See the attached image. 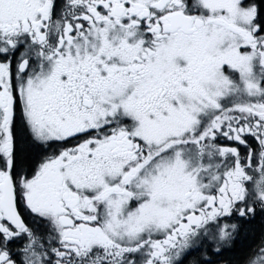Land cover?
<instances>
[{
    "label": "snow or ice",
    "instance_id": "snow-or-ice-1",
    "mask_svg": "<svg viewBox=\"0 0 264 264\" xmlns=\"http://www.w3.org/2000/svg\"><path fill=\"white\" fill-rule=\"evenodd\" d=\"M0 264H264V0H0Z\"/></svg>",
    "mask_w": 264,
    "mask_h": 264
}]
</instances>
